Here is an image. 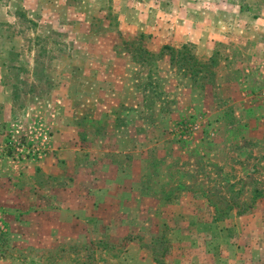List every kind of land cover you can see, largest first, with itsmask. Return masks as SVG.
Here are the masks:
<instances>
[{"label":"rangeland","instance_id":"obj_1","mask_svg":"<svg viewBox=\"0 0 264 264\" xmlns=\"http://www.w3.org/2000/svg\"><path fill=\"white\" fill-rule=\"evenodd\" d=\"M80 263L264 264V0H0V264Z\"/></svg>","mask_w":264,"mask_h":264},{"label":"trees","instance_id":"obj_2","mask_svg":"<svg viewBox=\"0 0 264 264\" xmlns=\"http://www.w3.org/2000/svg\"><path fill=\"white\" fill-rule=\"evenodd\" d=\"M164 47H166V48H170V49H172L173 51H174V53H172V57H171V63H173V62H177V61H180V60H178L177 59V54H175V52L176 53H178V54H180L181 53V50H175V48H173V47H171L170 45H165ZM184 49H187V47L184 45V47H183ZM183 49V50H184ZM189 50H186L185 52H184V55H189L187 58L184 56V60L181 62L182 64H184V65H187L188 67L190 66V63L192 62L193 63V65H191L190 67L191 68H195L196 67V69H192L193 71V73L195 74V75H198V74H200V72H201V70H202V68H203V64L201 63V62H199L197 59H196V57H195V55H193V54H191L190 52H188ZM191 54V55H190ZM190 68V69H191ZM193 76V75H192ZM91 243H93L92 245H100V244H104V246L105 247H109L108 249H110V244L109 243H104L103 241H98V242H91ZM104 247V248H105ZM97 251V248L94 250V252H96ZM90 253V252H89ZM91 254H93V252L91 253ZM87 255V261H91V263H93L94 261H95V257L93 256V255ZM91 259V260H90ZM86 260V259H85ZM90 263V264H91ZM81 264V263H80Z\"/></svg>","mask_w":264,"mask_h":264},{"label":"crops","instance_id":"obj_3","mask_svg":"<svg viewBox=\"0 0 264 264\" xmlns=\"http://www.w3.org/2000/svg\"><path fill=\"white\" fill-rule=\"evenodd\" d=\"M189 34H191V33H188V32H187L186 35H185V38H192V36H191L192 34H191V35H189ZM257 94H259V93L257 92L256 94H253L254 97L259 96V95H257ZM256 98H257V97H256ZM70 144H72V143H70ZM62 148H64V147H62ZM106 148H107V146L105 145V149H106ZM77 149H78V147H77V146H76V147L74 146V150H73V152L70 151V150H66V151L63 150V152H62L61 150H60V151H61L62 153H65L66 156H68V157L71 158V153H75V151H76Z\"/></svg>","mask_w":264,"mask_h":264},{"label":"built area","instance_id":"obj_4","mask_svg":"<svg viewBox=\"0 0 264 264\" xmlns=\"http://www.w3.org/2000/svg\"><path fill=\"white\" fill-rule=\"evenodd\" d=\"M36 151H34V153H35Z\"/></svg>","mask_w":264,"mask_h":264}]
</instances>
